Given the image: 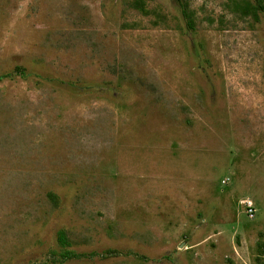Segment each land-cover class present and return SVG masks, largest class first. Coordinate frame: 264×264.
<instances>
[{"label": "rangeland", "instance_id": "374dc122", "mask_svg": "<svg viewBox=\"0 0 264 264\" xmlns=\"http://www.w3.org/2000/svg\"><path fill=\"white\" fill-rule=\"evenodd\" d=\"M0 264H264V11L0 0Z\"/></svg>", "mask_w": 264, "mask_h": 264}, {"label": "trees", "instance_id": "16d2710c", "mask_svg": "<svg viewBox=\"0 0 264 264\" xmlns=\"http://www.w3.org/2000/svg\"><path fill=\"white\" fill-rule=\"evenodd\" d=\"M252 1L254 3V6L257 9H259L261 11H264V3L262 2V0H252ZM56 242H57V245H58V247L60 249L59 254L62 257H66V256H68L69 254L72 253V252L68 251L67 248H66L67 241H66L65 235H64L62 230H58L57 231Z\"/></svg>", "mask_w": 264, "mask_h": 264}]
</instances>
